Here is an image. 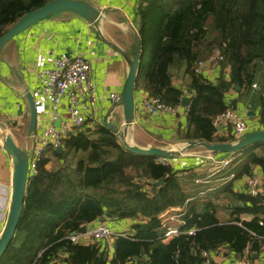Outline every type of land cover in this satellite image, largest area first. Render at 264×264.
I'll use <instances>...</instances> for the list:
<instances>
[{"label": "trees", "instance_id": "trees-1", "mask_svg": "<svg viewBox=\"0 0 264 264\" xmlns=\"http://www.w3.org/2000/svg\"><path fill=\"white\" fill-rule=\"evenodd\" d=\"M50 1L0 0V36L24 14ZM138 11L144 51L137 88L170 106L180 105L184 91L173 85L170 73L172 66L186 65L191 77L188 139L233 141V135L220 137L214 121L234 109L229 93L237 86L251 89L259 71L264 95V0H140ZM216 49L224 58L218 64L219 77L211 81L193 68ZM260 118L264 125V109ZM227 125L234 129L232 123ZM90 130L72 133L63 151L53 150L59 166L48 169L50 158L44 155L36 173H29L19 227L0 264H56L62 254L68 264H205L203 253L221 246L239 256L264 247V199L242 195L238 216L220 223L215 202L193 197L198 190L187 189L190 174L180 176L177 167L159 162L157 156L127 149L107 126L96 136L88 134ZM254 148L253 144L239 151L264 167V156ZM245 170L249 172L248 164ZM158 180L163 183L156 185ZM175 207L185 210L182 228L198 230L165 242L159 215ZM242 213L254 217L241 220ZM107 217L140 218L133 236L115 238L111 261L101 240L82 244L69 238L83 224Z\"/></svg>", "mask_w": 264, "mask_h": 264}, {"label": "crops", "instance_id": "crops-1", "mask_svg": "<svg viewBox=\"0 0 264 264\" xmlns=\"http://www.w3.org/2000/svg\"><path fill=\"white\" fill-rule=\"evenodd\" d=\"M87 1L92 2L102 10L97 23H92L74 12H59L17 35L4 46L0 54V125L6 132L13 133L17 143L31 155L34 140L28 135L30 126L28 92H31L37 107L35 133H41L51 125L60 126L67 122L69 114L65 101L60 107V117L55 121L52 116L51 105L37 96V91L41 88L38 73L44 67H51L56 56L64 53L70 56L83 55L91 62L92 78L98 95L97 101L89 111L88 118H90L89 122L92 126L88 127L91 129L89 133L87 132L88 134L96 136L103 126H107L106 122H109L118 129V133H115L123 145V139H125L132 145L145 148L159 146L173 151L185 149L186 144L190 141L187 134L191 94L188 91L191 77L186 72V65L172 66L170 74L173 77V85L184 91L183 97H189L188 105H183L181 102L180 105L175 106L176 111L152 115L145 112L141 107V101L148 93L143 88H137L135 120L130 126H127L122 104L116 103L111 95L116 94L121 97L130 69L128 58H133L137 48L136 32L139 33L141 43L144 38L143 22L138 11L140 0ZM143 49L142 45L141 55ZM127 56L128 58H126ZM220 72L218 67L213 66L208 68L205 76L211 81H216ZM261 77H263V71H259L257 74L255 82L257 87L233 89L228 97L233 104L232 107L247 121L248 133L264 129L260 118L264 109ZM218 129L220 137L233 135L235 137L233 141L238 140L231 126L225 125ZM1 141L3 142V139ZM254 146V152L264 156V142L254 144ZM59 147L53 145L46 147L44 157L50 158L46 165L48 169L61 164V160L52 153L54 149L58 150ZM61 147L59 152L64 150L63 144ZM209 155L219 159L229 158L231 160L223 174L212 172V161L208 159ZM169 159L173 164L172 166L180 170V176L190 174L188 177L192 181L188 182L187 189L189 191L198 190L193 197L197 198L198 195L205 199L208 198L207 200H213L216 208L219 204L225 205L223 210L218 211L217 209L216 211L220 223H228L232 221L235 215L238 216L236 208L244 205L240 197L250 194L248 189L250 177L257 176L264 187V167L260 164H254L248 153L244 151L215 153L203 146H198L193 149H186L181 155ZM247 164L249 172L245 170ZM12 176V158L4 148L0 147V236L4 230L10 208ZM161 182L163 180H158L155 184L160 185ZM229 183L231 186L225 190V186ZM147 188L149 187L147 186ZM216 194H218L217 197ZM167 210L169 208L165 211ZM165 211L159 215L161 222V216ZM240 217L241 220H251L254 215L242 213ZM139 220V217H107L95 219L83 225H87L89 231L101 223H106L114 232L133 236L135 232L133 225ZM170 223L172 225L178 224V222ZM78 235L81 236L82 241L80 243L82 244L96 242V240L88 238L86 233H79ZM162 237L165 242H169L175 236L168 239L164 238L163 235ZM115 238L98 241L109 251L110 261L114 257ZM65 257L66 254H62L55 260L56 264H68ZM241 258L257 264H264V247L259 252L246 250L245 255L239 256L229 247L221 246L212 251L211 259L216 264H237ZM134 259L138 260V257ZM127 264H133V262L129 261Z\"/></svg>", "mask_w": 264, "mask_h": 264}, {"label": "built area", "instance_id": "built-area-1", "mask_svg": "<svg viewBox=\"0 0 264 264\" xmlns=\"http://www.w3.org/2000/svg\"><path fill=\"white\" fill-rule=\"evenodd\" d=\"M224 56L220 50L216 49L206 59L199 60L194 69L196 74H203L208 68L218 67ZM38 76L41 80V88L37 91L39 96L52 107V116L55 121L60 117V107L65 101L67 103V111L69 120L60 126L51 125L45 128L41 133H32L33 153L29 155V173H36L38 161L44 156L45 149L49 145L61 146L64 140L74 132L91 127L92 124L88 118L90 109L94 106L98 99L96 86L92 78L91 62L83 55L70 56L66 53L54 57L51 67L42 68ZM253 87H257L254 83ZM113 100L121 104V97L113 94ZM143 110L152 115H160L164 112L176 111V107L165 103L160 97L145 95L141 101ZM215 125L221 127L232 123L234 127V135L240 139L249 132L247 121L238 113L237 110L229 109L217 116L214 121ZM3 147V142L0 143ZM29 154V153H28ZM208 159L212 161L211 170L214 174L224 170L230 165L229 158H216L209 155ZM159 162L167 165H173L168 159L160 157ZM248 189L252 196L264 199V187L261 185L257 176L248 179ZM184 208H170L162 214V226L165 229L164 238L168 239L180 234L193 235L197 232L198 227L182 228L186 223L184 216ZM170 222H178L172 225ZM87 236L97 240H111L118 236H128L122 232H114L106 223H101L97 227L89 230ZM81 236L70 235L69 238L74 242H80ZM203 255L206 257L205 264H212V252L205 251ZM237 264H257L248 259L241 258Z\"/></svg>", "mask_w": 264, "mask_h": 264}, {"label": "water", "instance_id": "water-1", "mask_svg": "<svg viewBox=\"0 0 264 264\" xmlns=\"http://www.w3.org/2000/svg\"><path fill=\"white\" fill-rule=\"evenodd\" d=\"M59 12H74L92 23H97L102 10L87 0H52L43 6L24 14L0 36V54L4 46L17 35ZM136 42L137 48L133 58L130 59L128 56L126 57L129 60L130 69L121 93V104L123 106L124 120L127 126H130L134 122L136 115L135 94L137 90V77L139 74L140 57L142 52V43L138 32H136ZM239 88L240 86H237V89ZM27 97L30 104V126L28 131V135L30 136L36 130L37 107L31 92H28ZM188 103L189 97H183L182 104L188 105ZM106 124L114 132L118 133V129L115 125L109 122H106ZM0 131V138L3 139V147L11 156L13 164L11 203L4 230L0 236L1 259L14 239L22 217L27 193V184L29 181V154L27 150L23 149L17 143L13 135L5 131L2 125H0ZM123 141L125 147L131 151L170 160L169 158H175L176 156L181 155L186 149H193L198 146H203L207 150L215 153H234L255 143L264 142V129L252 131L237 141L209 143L201 140H190L186 144L185 149L183 148L177 151L159 146L145 148L138 145H132L125 139H123ZM61 149L62 147L60 146L58 151ZM87 231V225H83L78 230L72 231L71 235L77 236L79 233L84 234L87 233Z\"/></svg>", "mask_w": 264, "mask_h": 264}, {"label": "rangeland", "instance_id": "rangeland-1", "mask_svg": "<svg viewBox=\"0 0 264 264\" xmlns=\"http://www.w3.org/2000/svg\"><path fill=\"white\" fill-rule=\"evenodd\" d=\"M260 80H261V83H262L263 77H261ZM0 132H1V131H0ZM7 133H8V132H7ZM10 134L12 135L13 133L10 132ZM0 143H2L1 138H0ZM32 150H33V147H32ZM32 150H31V153H32ZM130 171H131V173L136 174V171H138V170H136L135 168H132V169H130ZM213 199H214V198H213ZM224 208H225V205H221V204L217 205V209H218V211H221V210H223ZM220 213H221V212H220ZM221 217L223 218L222 213H221ZM88 238H91V237L88 236ZM80 241H82V240L80 239Z\"/></svg>", "mask_w": 264, "mask_h": 264}]
</instances>
